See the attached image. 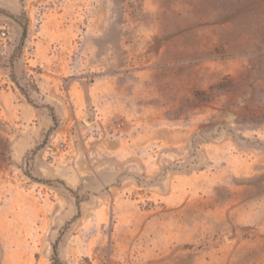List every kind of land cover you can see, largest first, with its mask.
<instances>
[{"label": "rangeland", "instance_id": "1", "mask_svg": "<svg viewBox=\"0 0 264 264\" xmlns=\"http://www.w3.org/2000/svg\"><path fill=\"white\" fill-rule=\"evenodd\" d=\"M7 86L0 264H264V0H0Z\"/></svg>", "mask_w": 264, "mask_h": 264}, {"label": "crops", "instance_id": "2", "mask_svg": "<svg viewBox=\"0 0 264 264\" xmlns=\"http://www.w3.org/2000/svg\"><path fill=\"white\" fill-rule=\"evenodd\" d=\"M7 111L10 112V121L23 120L24 114L28 112L21 99L17 96L15 88L10 86L0 89V115L7 119Z\"/></svg>", "mask_w": 264, "mask_h": 264}, {"label": "trees", "instance_id": "3", "mask_svg": "<svg viewBox=\"0 0 264 264\" xmlns=\"http://www.w3.org/2000/svg\"><path fill=\"white\" fill-rule=\"evenodd\" d=\"M21 28H22L21 40H24L26 38L27 27H26V25H23V26H21ZM34 107H36V106H34ZM43 107L47 109L48 114H49V116L51 118V121H52L51 130L55 129L56 126H57L58 120H57V116L55 114L54 108L49 106V105H46V106H43ZM77 206H78V201H77ZM52 263L53 264H61V262L58 259L56 246L53 247V251H52Z\"/></svg>", "mask_w": 264, "mask_h": 264}, {"label": "built area", "instance_id": "4", "mask_svg": "<svg viewBox=\"0 0 264 264\" xmlns=\"http://www.w3.org/2000/svg\"><path fill=\"white\" fill-rule=\"evenodd\" d=\"M1 37L3 38V39H5V37H6V32H1Z\"/></svg>", "mask_w": 264, "mask_h": 264}]
</instances>
